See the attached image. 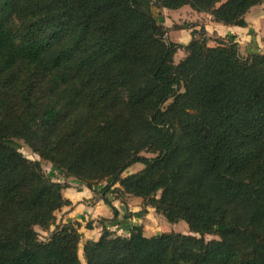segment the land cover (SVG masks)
<instances>
[{
	"label": "trees",
	"instance_id": "1",
	"mask_svg": "<svg viewBox=\"0 0 264 264\" xmlns=\"http://www.w3.org/2000/svg\"><path fill=\"white\" fill-rule=\"evenodd\" d=\"M157 2L246 28L264 0ZM153 4L0 0V264H82L81 224L56 225L68 185L11 140L89 190L104 182L114 218L111 192L142 200L126 219L152 208L199 236H119L102 219L86 264H264V53L242 57L231 36L210 47L194 25L187 45L171 42ZM36 227L55 228L42 241Z\"/></svg>",
	"mask_w": 264,
	"mask_h": 264
},
{
	"label": "rangeland",
	"instance_id": "2",
	"mask_svg": "<svg viewBox=\"0 0 264 264\" xmlns=\"http://www.w3.org/2000/svg\"><path fill=\"white\" fill-rule=\"evenodd\" d=\"M153 3L154 4L152 7V12L156 17L160 14L164 16L165 23L163 24V27L166 29V38L171 42H174L180 45L188 44L191 41L192 30L189 28L181 30V28L187 25H190V26L194 25V27L195 26L198 27V29L197 28L196 29L199 31L201 30V28H204V23L208 22L207 16H201L199 18H196V17L191 16L192 13L189 12V10H183V12L176 13V12L167 11L165 9H158L157 0H153ZM263 8H264V4H263ZM186 11L188 12L186 13ZM166 25H168V28L166 27ZM216 25H218V28L215 26L214 28H210L209 30L206 31L208 39H209L208 45L210 47H216L221 42H227L231 36L236 39V42L239 45L240 54L244 58H246L248 55H251V54L264 52V24H263V28L260 31H258V33L257 31L255 32L253 30H250L248 31L246 35L244 34L242 36L243 38H241V43L238 42V39L236 36L230 35L228 34V32L223 31L225 29H229L231 26H225L219 23H217ZM246 36L249 37V41H245ZM244 41L246 42V45L244 44ZM184 56H185L184 51H181V50L178 51V53L176 54L174 58L175 63L178 64L179 61ZM10 145L12 147H15L27 159L32 160V161H40L45 174L48 177H50L52 180L58 181V180H61V178L63 180L66 178L65 176L62 177V174L58 170H56L54 167H52L50 163L41 160L39 156L34 154L23 141L11 140ZM143 156L148 157V158L155 157L154 155L148 154V153H143ZM142 169H143V165L136 164L132 166L131 168H129L123 174V177H127L128 175H131V174H135ZM65 185H67L66 182H65ZM97 186H96V190L101 189L102 187L105 186V183L103 182ZM116 187L119 188V186H116ZM109 198L113 200V202L116 201L118 198L120 200H123L125 202V205L123 204L121 206V209L125 208L126 209L125 211L127 212V214H130L129 213L130 208L128 207V199H130L131 197L126 196V195H121L120 193L111 192L109 194ZM137 199L138 200H136L137 202L133 204L132 209L135 211H138L137 213H139L142 210V200L140 198H137ZM136 219L141 220L142 227L144 230H146V236L148 237L161 235V234H170V233H180L184 235H191L194 237H199L198 235L192 234L190 232L189 227L185 222L181 221L175 224L169 223L162 215L157 214L155 211L152 212V214L149 216L147 213L142 218H136ZM99 224L102 225L101 221H99ZM36 230L40 235V240L46 241L50 237V233L43 231L40 227H36ZM113 233L118 235V233L116 232H113ZM217 239H218L217 236H212V235L205 236L206 241H212V240H217ZM83 246H84L83 244H80L79 256H80L82 264H86L84 255H83Z\"/></svg>",
	"mask_w": 264,
	"mask_h": 264
},
{
	"label": "crops",
	"instance_id": "3",
	"mask_svg": "<svg viewBox=\"0 0 264 264\" xmlns=\"http://www.w3.org/2000/svg\"><path fill=\"white\" fill-rule=\"evenodd\" d=\"M264 4V3H263ZM263 4L253 7L248 14L245 16V20L248 24L246 28H240L231 26L229 29L223 30L224 32H228V34L236 36L238 42L241 43L242 36L248 33V31H260L263 28L264 21V8ZM167 10V9H165ZM183 10H189L192 13V17L199 18L201 16H207L208 22L204 23L205 30H209L210 28H214L215 26L218 28L217 23L213 21V18L209 15L199 14L192 9L183 7L180 10L171 11V12H183ZM188 11H186L187 13ZM168 28V25H166ZM220 28V27H219ZM198 29V27H197ZM245 41H249V37H245ZM244 44L246 45V42ZM187 45V44H186ZM264 52H260L263 54ZM62 177L64 175L62 174ZM68 179V180H66ZM54 182L66 184L68 187L63 190V196L65 199L70 201L71 205L62 208L60 211L56 212V225H65L68 223H80L81 228L79 230L81 234V243L85 244L87 241H98L102 234L103 225L99 224V221L102 219L105 220L104 226L109 229L111 232L118 233L119 236H129L131 230L135 226H142L141 220L136 219L135 217L126 219L127 212L126 209H121L123 204L120 203L119 200L113 202L114 207L118 210L119 216L114 218V215L109 207H107L103 201L100 199L98 195V190L95 189L89 190L84 184L73 178H65L64 180H53ZM98 187V186H97ZM137 198L128 199V207L130 208L129 213L135 214L138 211L132 209L133 204L137 202ZM155 210L152 208H148V216L152 214ZM126 213V214H125ZM138 220V221H137ZM91 223L92 228L87 229V224ZM50 233L53 232L55 227H51ZM144 234L146 236V230H144ZM148 237V236H147Z\"/></svg>",
	"mask_w": 264,
	"mask_h": 264
}]
</instances>
